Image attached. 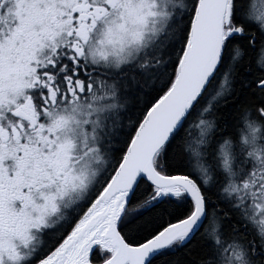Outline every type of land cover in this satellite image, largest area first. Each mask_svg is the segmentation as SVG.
<instances>
[{
  "label": "snow or ice",
  "instance_id": "1",
  "mask_svg": "<svg viewBox=\"0 0 264 264\" xmlns=\"http://www.w3.org/2000/svg\"><path fill=\"white\" fill-rule=\"evenodd\" d=\"M0 264H264V0H0Z\"/></svg>",
  "mask_w": 264,
  "mask_h": 264
}]
</instances>
